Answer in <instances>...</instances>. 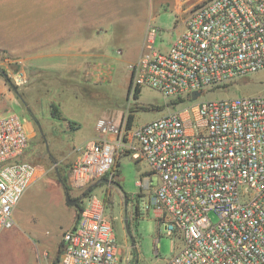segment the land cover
<instances>
[{"label":"built area","instance_id":"2783aa9c","mask_svg":"<svg viewBox=\"0 0 264 264\" xmlns=\"http://www.w3.org/2000/svg\"><path fill=\"white\" fill-rule=\"evenodd\" d=\"M181 25L160 50L158 30L148 24L128 65L130 97L149 89L175 106L141 125L128 126L126 115L117 124L98 119L96 136L78 149L72 184L104 177L125 152L148 166L131 208L152 214L155 256L165 236L172 252L165 264H264V95L203 98L264 71V0H203ZM26 124L15 113L0 116V233L14 227L19 201L42 175L25 158ZM175 240L181 248L173 252ZM60 244L56 264H132L96 195Z\"/></svg>","mask_w":264,"mask_h":264},{"label":"rangeland","instance_id":"374dc122","mask_svg":"<svg viewBox=\"0 0 264 264\" xmlns=\"http://www.w3.org/2000/svg\"><path fill=\"white\" fill-rule=\"evenodd\" d=\"M55 1L63 5L62 0ZM201 1L136 0L137 7H110L109 17L100 14L98 18L122 22L80 31L87 38L84 42H91L92 46L84 51L85 63L78 73L47 68L46 41L36 39L34 32H29L32 23L43 25L57 18L69 19L72 17L64 13L78 9L54 8L52 0H0V86L4 85L11 97L7 101L0 94V115L15 113L25 117L30 139L25 158L42 173L19 201L14 227L0 233V264H54L60 257L63 231L79 220V208L91 195L104 203L117 245L131 247L124 227L127 218L133 244L137 243L139 249L137 264L155 261L156 222L150 212L139 208L135 213V208H131L141 191L137 181L148 173V166L125 152L120 153L105 177L90 181L82 188L72 184V171L78 149L96 136L95 122L99 118L117 124L125 115L129 116L134 105L163 106L161 110L133 112V123L141 125L174 107L149 89H141L137 100L128 96L130 63L127 60L140 46L142 50L143 33L148 24L158 30L155 47L166 50L183 31L181 20L185 12ZM116 4L120 1L116 0ZM90 66L93 71L88 73ZM253 95H264V71L209 92L203 98ZM53 113L63 119L54 117ZM61 177L66 179V191L60 184ZM65 192L71 199L80 200L77 206L66 204ZM138 204L141 207L139 199ZM210 218L216 222L213 214ZM170 240L165 236L159 239L161 259L171 255ZM130 252L134 260L135 251Z\"/></svg>","mask_w":264,"mask_h":264},{"label":"crops","instance_id":"0c3cea01","mask_svg":"<svg viewBox=\"0 0 264 264\" xmlns=\"http://www.w3.org/2000/svg\"><path fill=\"white\" fill-rule=\"evenodd\" d=\"M53 7H64L69 9H78L77 12L73 10L66 11L64 14L71 16L69 19L57 18L51 22H45L43 25L41 23H32L29 32L35 34V38L39 40L46 41L44 45V57H46V67L52 68L53 70H60L65 72H78L80 73V68L85 63L86 54L84 51L92 46L91 42L85 43L87 38L80 35L81 30L89 29L93 30L97 28L100 24L109 26L113 22H118L119 20L111 19H100V14L105 17H109L108 9L110 7H137L136 0H119L120 4H116V0H62V4H57L55 0ZM104 1V4L102 3ZM102 4V7H100ZM102 8V9H101ZM133 13V12H132ZM114 15V14H113ZM124 17V16H123ZM122 18V17H121ZM124 19V18H123ZM122 19V20H123ZM121 21V19H120ZM119 21V22H120ZM122 22V21H121ZM145 31V30H144ZM144 34V33H143ZM32 39V36H30ZM97 38V36H94ZM89 40V39H88ZM142 45V43H141ZM141 46L130 54L127 63L134 62L138 58ZM88 73L93 71V66L89 67ZM0 94L3 95L5 100L9 101L11 99L9 91L4 85L0 86ZM5 114H1L3 116ZM25 118V117H24ZM100 119V118H99ZM72 121V120H71ZM96 124V122H95ZM26 129L29 130V123L26 124ZM73 226V225H72ZM71 227V226H70ZM68 227L67 229H69ZM65 229V230H67ZM137 243L131 244L130 248L124 247L120 248L122 253L129 252L131 256V250L135 251V259L133 264H137L139 260V249H137ZM159 247V246H158ZM181 248V243L174 244L173 252ZM154 249V247H153ZM154 251V250H153ZM172 254V252L170 251ZM154 255V252H153ZM171 256V255H170ZM169 256V257H170ZM155 261L151 264H165L166 260L169 258L161 259L159 254L155 256ZM133 258V257H132ZM162 261V262H161Z\"/></svg>","mask_w":264,"mask_h":264},{"label":"trees","instance_id":"16d2710c","mask_svg":"<svg viewBox=\"0 0 264 264\" xmlns=\"http://www.w3.org/2000/svg\"><path fill=\"white\" fill-rule=\"evenodd\" d=\"M130 88H129V90H128V96L130 95ZM140 92V90H136L135 91V93H134V98L137 100V98H138V93ZM177 103V101H169V103H167V104H169V105H171V106H175V104ZM152 109H157V110H161V109H163V106H153V105H149V106H146V107H144V106H139L138 104L137 105H134L133 107H131V113L129 114V116H128V126H130L131 125V123L133 122V112H138V111H150V110H152ZM53 116L54 117H56V118H58V119H60V120H62L63 118L60 116V115H57L56 113H53ZM106 176V175H105ZM104 176V177H105ZM103 178V177H102ZM65 178L64 177H61L60 178V184L63 186V189L66 191L67 190V187H66V183H65ZM82 209H83V207L82 208H79V212L81 213V211H82ZM60 254H61V244H60ZM58 260H59V258H58ZM58 260L54 263V264H56L57 262H58Z\"/></svg>","mask_w":264,"mask_h":264},{"label":"water","instance_id":"95a60500","mask_svg":"<svg viewBox=\"0 0 264 264\" xmlns=\"http://www.w3.org/2000/svg\"><path fill=\"white\" fill-rule=\"evenodd\" d=\"M198 96H199L198 93H194V94H192L191 98H192V100H196L198 98ZM64 197H65V202L67 205L72 206V207L77 206L79 199H71L67 192L64 193ZM124 227H125L126 234L130 238L131 242H133V238H132V235H131V232L129 229L127 218L124 219Z\"/></svg>","mask_w":264,"mask_h":264},{"label":"bare ground","instance_id":"6f19581e","mask_svg":"<svg viewBox=\"0 0 264 264\" xmlns=\"http://www.w3.org/2000/svg\"><path fill=\"white\" fill-rule=\"evenodd\" d=\"M51 198H52V196H51ZM54 200V199H53ZM50 203H51V201H50ZM50 212V211H49Z\"/></svg>","mask_w":264,"mask_h":264},{"label":"flooded vegetation","instance_id":"af4514ba","mask_svg":"<svg viewBox=\"0 0 264 264\" xmlns=\"http://www.w3.org/2000/svg\"><path fill=\"white\" fill-rule=\"evenodd\" d=\"M80 202V200L78 201V203Z\"/></svg>","mask_w":264,"mask_h":264}]
</instances>
